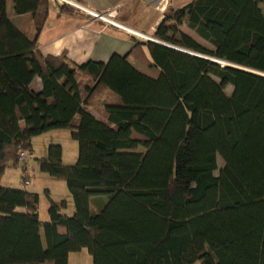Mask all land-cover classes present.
Returning a JSON list of instances; mask_svg holds the SVG:
<instances>
[{"label":"trees","instance_id":"16d2710c","mask_svg":"<svg viewBox=\"0 0 264 264\" xmlns=\"http://www.w3.org/2000/svg\"><path fill=\"white\" fill-rule=\"evenodd\" d=\"M50 2L13 0L17 14L32 17L30 35L0 0V177L19 165L21 149L33 156L35 136L70 129L74 164L59 143L36 162L66 181L71 199L50 200L42 235L40 195L0 184V264H69L83 249L92 264H264V0L171 9L155 38L236 67L137 42L130 54L146 45L153 74L130 54L82 65L43 56ZM99 195L107 202L95 213Z\"/></svg>","mask_w":264,"mask_h":264},{"label":"crops","instance_id":"0c3cea01","mask_svg":"<svg viewBox=\"0 0 264 264\" xmlns=\"http://www.w3.org/2000/svg\"><path fill=\"white\" fill-rule=\"evenodd\" d=\"M69 1L75 4L51 0L50 13L38 37V46L43 56L66 54L72 63L82 65L91 60L107 62L113 54L129 55L137 42H146L131 30L154 36L160 22L171 9L180 8L191 0ZM82 7L106 15L118 24L95 17ZM7 12L10 19L21 30L30 35L33 33V20L29 13L26 14H29L30 17L17 14L14 10V3H11V7L7 4ZM129 58L139 69L153 74L144 62L150 58L146 45L138 46L136 52L130 54ZM33 87L36 90L42 89L43 84L40 77L34 79ZM88 109L101 121L110 124L106 117L94 107L91 106ZM25 164L28 169L33 167V164L28 161ZM93 200L105 205L107 197L104 195L93 196L91 206ZM63 211L65 212V210ZM87 252L83 249L72 253L83 256L86 263L92 264L93 260L89 262L90 253ZM72 253L69 255V264H71Z\"/></svg>","mask_w":264,"mask_h":264},{"label":"rangeland","instance_id":"374dc122","mask_svg":"<svg viewBox=\"0 0 264 264\" xmlns=\"http://www.w3.org/2000/svg\"><path fill=\"white\" fill-rule=\"evenodd\" d=\"M11 3H13V0H8L7 4L9 7H11ZM22 15H27L28 17H30L29 14H22ZM182 29L185 32L190 33L196 40H198L201 44L205 45L206 47L210 49L214 48V46L209 41L201 38L199 35H197V33L190 30L187 26L185 25L182 26ZM154 39L156 41H160L155 37ZM221 63L225 64L226 62L221 61ZM232 90H233V86L229 85L227 88V92L231 93ZM50 143H59L62 145L64 163L74 164L77 161L78 152H79L78 141L72 137L70 129H53L38 136H35L32 141L33 156L28 159V163H32L33 167L29 169L26 167L25 172H28V179H29V183L27 185H23L21 183V180L23 178V171H24L23 170L24 163L22 162H19V165L17 166L9 167L5 172L6 174L0 177V184L3 186L21 187L32 192H37L40 195L39 213H40V227H41L42 235H44V224L50 218L49 216L50 200L60 201L62 199H71L66 181L63 179L53 178L48 173L41 171L36 162V158L47 155L48 146ZM137 151L143 153L145 152V149L143 147H139ZM223 165H224V161L222 157L219 155L218 167L221 168L223 167ZM218 173H219V169L216 170L215 174L217 175ZM102 206H104V204L98 202L97 200H95L94 202L93 200V204L91 206L92 212L95 213L99 212V210L103 208ZM73 211H74V206L72 203H70V206L67 209H65V212L67 214H72ZM42 237L44 239V236ZM84 251L87 252L88 250L84 249ZM89 255H90L89 262H91L92 257L91 254ZM70 261L71 264H88L85 262L83 256L74 253L71 254ZM195 264H201V262L198 261Z\"/></svg>","mask_w":264,"mask_h":264},{"label":"built area","instance_id":"2783aa9c","mask_svg":"<svg viewBox=\"0 0 264 264\" xmlns=\"http://www.w3.org/2000/svg\"><path fill=\"white\" fill-rule=\"evenodd\" d=\"M62 3H73L72 1H69V0H60ZM75 4V3H73ZM83 8V7H82ZM85 9L86 11H88L89 13H91L93 16L95 17H98V18H101V19H104L108 22H111V23H114V24H118L116 23L115 21H113L111 18L107 17L106 15H103V14H100L98 12H95V11H92L90 9H86V8H83ZM136 36L142 38V39H146V40H155L154 37L152 36H149V35H145L143 33H140V32H137V31H134V30H131ZM32 155L28 153V151L26 149H21L20 150V153H19V160L20 162H27V160L29 159V157H31ZM21 183L23 185H27L29 183V179H28V172H24L23 173V178L21 180Z\"/></svg>","mask_w":264,"mask_h":264},{"label":"water","instance_id":"95a60500","mask_svg":"<svg viewBox=\"0 0 264 264\" xmlns=\"http://www.w3.org/2000/svg\"><path fill=\"white\" fill-rule=\"evenodd\" d=\"M152 41H155V42H159V43H162V44H165L167 46H170V47H173V48H176V49H179L181 51H184V52H187V53H190V54H193V55H196V56H200V57H203V58H206V59H210V60H213L215 62H218V63H221V60H216V58H213V57H210V56H206V55H203V54H200V53H197V52H193V51H190V50H187V49H183V48H179V47H176V46H173V45H170V44H167V43H164L162 41H156V40H152ZM225 62V61H224ZM226 65H231V66H235L233 64H228L227 62L225 63ZM236 67V66H235Z\"/></svg>","mask_w":264,"mask_h":264},{"label":"bare ground","instance_id":"6f19581e","mask_svg":"<svg viewBox=\"0 0 264 264\" xmlns=\"http://www.w3.org/2000/svg\"><path fill=\"white\" fill-rule=\"evenodd\" d=\"M217 60V59H216Z\"/></svg>","mask_w":264,"mask_h":264}]
</instances>
